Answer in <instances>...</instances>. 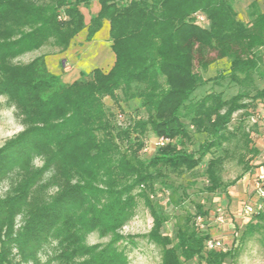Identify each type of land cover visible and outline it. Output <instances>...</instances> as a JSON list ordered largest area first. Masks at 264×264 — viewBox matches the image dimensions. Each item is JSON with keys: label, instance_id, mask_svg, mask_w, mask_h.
Instances as JSON below:
<instances>
[{"label": "trees", "instance_id": "16d2710c", "mask_svg": "<svg viewBox=\"0 0 264 264\" xmlns=\"http://www.w3.org/2000/svg\"><path fill=\"white\" fill-rule=\"evenodd\" d=\"M93 1L98 11L86 25L79 8ZM247 18L239 20L229 0H0V96L23 126L0 146V182L14 177L11 194L0 199V264H128L134 242L119 231L139 202L151 218L144 238L159 250L160 264L232 259L223 244L205 248L211 238L196 227L197 217L207 219L199 206L177 218L173 243L162 232L167 217L150 197L167 170H193L206 155L227 151L223 144L242 130V120L228 130L232 117L247 100L264 109V11L252 2ZM103 21L114 55L106 72L65 82L48 70L49 54L14 63L47 46L62 54L83 30L89 41ZM221 60L242 92L193 101L196 89L214 80L201 74ZM190 129L205 136L196 151L186 150ZM149 136L162 144L145 159ZM206 180L214 192V179ZM91 233L109 240L87 246ZM253 236L264 249V207L248 217L240 240ZM51 242L54 255L41 263L37 253Z\"/></svg>", "mask_w": 264, "mask_h": 264}, {"label": "rangeland", "instance_id": "374dc122", "mask_svg": "<svg viewBox=\"0 0 264 264\" xmlns=\"http://www.w3.org/2000/svg\"><path fill=\"white\" fill-rule=\"evenodd\" d=\"M236 12L237 18L247 21V7L254 0H229ZM260 10L264 11L263 0H256ZM96 3H90L87 7L80 6V11L84 16L85 24L89 18L94 16ZM198 23H202L200 19ZM76 44L69 51L68 66L71 72L65 74L63 79L66 82L74 81L80 72H89L95 69L104 70L113 61L111 42L109 39V28L107 21H103L101 27L86 41V30L80 32L73 40ZM50 47H44L40 51L25 54L19 57L14 63L25 64L40 54H49L46 58L47 68L51 73L59 72L62 65L60 54H52ZM62 62V63H61ZM203 79H212L196 89L192 95L195 101L211 92H221L225 99L242 92V90L228 82V61L221 60L212 64L206 72L202 74ZM258 88L262 83L257 82ZM254 92L249 95L252 96ZM110 104L109 102H107ZM247 108L244 112H237L233 115L228 130L233 131L242 120V130L235 133L228 143L223 144L227 151L219 150L215 154L206 155L193 170H167L164 184H155L157 193L150 197V201L157 205L162 213L167 217L162 232L174 243V224L178 217H183L186 213L197 214L199 206L205 213V226L202 233H206L213 240H218L223 244V251L231 249L233 258L225 260L224 264H264V249L260 239L253 236L246 240H240L241 231L247 222V217L242 215V207L251 198V183L253 176L258 171H264V127L252 126L248 118L251 114L263 108L259 100H247ZM123 112L128 115L131 110L122 105ZM130 110V111H129ZM245 113V114H243ZM23 130L14 108L8 104L5 98L0 96V146L10 138ZM192 144L186 147L187 151H196L198 146L204 142V135L193 134ZM144 151L143 158H150L154 154L158 140L149 136ZM220 157L207 164L212 158ZM36 168L41 167L39 159L33 161ZM210 175L214 179L215 191L209 193L206 190V177ZM14 183L13 175H8L0 182V199L8 196L12 192ZM51 189L49 192H52ZM175 192V193H174ZM173 197V200L170 199ZM219 209L224 216L222 225L214 223L215 211ZM16 228L20 225V217L15 219ZM151 228V218L142 202H139L135 210V216L128 222L119 233L123 237L131 238L133 246L127 245L126 254L128 264H160L159 250L150 244L145 237ZM109 238L100 239L97 233L86 236L85 245H103ZM55 242L43 246L37 253L38 260L43 263L54 255ZM185 264H203L195 260Z\"/></svg>", "mask_w": 264, "mask_h": 264}, {"label": "built area", "instance_id": "2783aa9c", "mask_svg": "<svg viewBox=\"0 0 264 264\" xmlns=\"http://www.w3.org/2000/svg\"><path fill=\"white\" fill-rule=\"evenodd\" d=\"M249 123L252 126L264 127V109H259L251 114L248 118ZM162 144L161 140H158V144ZM264 200V171H258L252 179L251 183V198L242 207V215L245 217H251L263 210ZM224 222L223 213L217 209L214 214V223L222 225ZM198 230H203L205 226V220L203 217H197L195 220ZM207 250H219L222 248V243L218 240L209 239L205 243Z\"/></svg>", "mask_w": 264, "mask_h": 264}, {"label": "crops", "instance_id": "0c3cea01", "mask_svg": "<svg viewBox=\"0 0 264 264\" xmlns=\"http://www.w3.org/2000/svg\"><path fill=\"white\" fill-rule=\"evenodd\" d=\"M256 3H257V1L256 0H254ZM91 3H96V1H93V2H91ZM97 4V3H96ZM258 4V3H257ZM98 11V5H96V7H95V13L94 14H96V12ZM90 19V18H89ZM89 21V20H88ZM107 24H108V22H107ZM108 28H109V24H108ZM76 44L73 42V43H71V45L69 46V48L64 52V53H62V54H60L59 56L60 57H62V62H64L65 63V65H66V67H64L63 65H62V68H61V70L59 71V72H55V73H53V74H56V75H60L61 77H62V79H63V76H65V74H68V73H70L71 72V69H70V67L68 66V59H69V53L71 52V51H69L72 47H74ZM110 47H111V45H110ZM113 53V52H112ZM113 57H114V55H113ZM61 62V63H62ZM113 63H114V58H113V61H112V63L108 66V67H106V68H104V70H101V71H103V72H106V71H108L111 67H112V65H113ZM46 65H47V62H46ZM79 77V75L77 76V78ZM64 80V79H63ZM65 81V80H64ZM66 82V81H65ZM70 82H72V81H70ZM264 168V167H263Z\"/></svg>", "mask_w": 264, "mask_h": 264}]
</instances>
